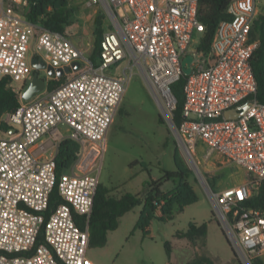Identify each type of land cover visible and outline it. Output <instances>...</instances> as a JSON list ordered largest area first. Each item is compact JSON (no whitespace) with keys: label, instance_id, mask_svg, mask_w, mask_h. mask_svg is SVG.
<instances>
[{"label":"built area","instance_id":"obj_1","mask_svg":"<svg viewBox=\"0 0 264 264\" xmlns=\"http://www.w3.org/2000/svg\"><path fill=\"white\" fill-rule=\"evenodd\" d=\"M95 3L111 25L100 40L97 67L67 33L26 20L27 0H0V80L10 78L19 93V105L0 117V125H7V130L0 126V264H95L86 249L99 183L96 161L129 78L127 68L119 76L105 70L128 57L143 70L153 98L172 112L171 85L188 53L194 60L182 90L184 120L175 133L187 155L202 143L208 154H221L245 169V181L205 190L239 263L264 264V207L248 203L259 194L264 198V103L254 97L251 58L258 43L249 37L258 0L228 3V18L220 22L208 52L200 48L201 41L190 49L194 32L205 30L199 0L87 1L88 6ZM32 57L54 69H71L75 61L80 67L26 101L22 93L35 71ZM232 108L240 112L226 118ZM60 125L68 126L69 135ZM66 137L76 140L80 151L70 171L57 177V147ZM54 187L59 202L49 210ZM40 230L43 241L36 246Z\"/></svg>","mask_w":264,"mask_h":264},{"label":"rangeland","instance_id":"obj_2","mask_svg":"<svg viewBox=\"0 0 264 264\" xmlns=\"http://www.w3.org/2000/svg\"><path fill=\"white\" fill-rule=\"evenodd\" d=\"M87 1L68 0L73 22L76 24L84 21L86 29L79 36V40L75 33L67 31V34L72 42L87 50L88 58L97 67L100 63L99 57H90L94 27V21H91L99 12L104 11L100 3L88 6ZM83 17L87 19L84 20ZM201 38V33L194 32L190 49L198 47ZM35 51V44L31 42L29 55H33ZM193 60L191 53L181 58L185 74L191 73ZM124 69L129 78L96 161L99 182L110 188L112 195L119 196L129 192L142 197L147 192V182L151 178L161 179L164 170H177L176 157L184 168L190 170L188 182L197 194V201L187 205L182 211L174 212L171 219H153L146 234L135 228L142 207L136 205L120 218L118 228L108 233L105 245L88 246L86 256L95 264H168L164 241L171 240L174 242L173 253L178 264H185L182 261L198 259L201 256L209 258L213 264H240L221 224L214 216L212 201L205 188L210 187L211 180L215 181L217 188L241 183L248 178L247 172L221 154H208L207 146L202 143L197 144L192 156L187 155L171 124L172 112L163 109L153 98L141 67L126 57L111 65L105 72L119 76L123 75ZM38 75L45 79L47 85L50 79H47L46 71L38 70ZM68 77L69 73L60 78L65 81ZM44 90L48 89L45 87ZM59 128L63 134L69 135L67 125H60ZM43 140L41 138L34 148ZM178 183L179 178L175 177L163 181L160 189L163 192L170 191ZM191 222L198 225L206 223L205 236L195 240L192 245L186 239L175 240L176 231L187 230Z\"/></svg>","mask_w":264,"mask_h":264},{"label":"trees","instance_id":"obj_3","mask_svg":"<svg viewBox=\"0 0 264 264\" xmlns=\"http://www.w3.org/2000/svg\"><path fill=\"white\" fill-rule=\"evenodd\" d=\"M28 6L24 13L26 20L40 24L44 28L59 32L67 33L66 29L75 22L72 20V10L68 8V0H27ZM231 0H199L198 17L204 24L205 30L202 33L200 48L203 51H210L221 21L228 18L226 7ZM111 29L104 12H99L94 18V27L92 31L93 46L90 50V57H99L100 40L106 30ZM250 41L257 42L258 46L254 50L251 65L257 83V91L254 97L261 103H264V0H258V12L254 17L250 28ZM36 71H34L35 73ZM187 74L181 73L179 79L171 85V91L176 98V107L172 110V123L179 128L184 120L182 115L183 105V85ZM62 78L50 80L46 88L53 89L62 83ZM19 105L18 86L10 79L3 78L0 80V117L3 114L12 112ZM7 130L5 123L0 125ZM199 144V143H197ZM80 151L79 143L71 138H64L57 147L55 156L56 175L59 177L62 173L69 172L73 163L78 157ZM177 170L166 171L161 179H150L147 182V192L144 196L133 193H122L119 196L112 195L110 188L98 183L94 196L92 211L88 220L87 228L89 232V243L91 247H101L107 241V235L110 231L118 228L120 218L136 205H141L140 214L135 228L140 229L144 234L148 232L153 219L158 218L163 221L171 219L173 213L182 211L184 207L197 201V194L191 184L188 182L190 170L184 168L175 157ZM145 167L146 165L142 163ZM179 178L178 185L170 191L163 192L160 187L163 181ZM209 186L213 190L216 187L215 181H210ZM59 202L57 189L54 187L50 196V207L53 208ZM248 203L252 206L264 207V198L259 194L252 197ZM48 210V212H49ZM158 211L160 214L158 215ZM78 225L85 229L86 224L82 219H77ZM207 224L189 223L187 230H177L174 234L175 240L186 239L189 245L195 240L203 238L206 234ZM43 241L42 230H40L35 245ZM173 241L165 240L164 248L167 255L168 264L176 263L173 253ZM185 264H213L207 257H200L194 260L182 261ZM257 264H263L258 261Z\"/></svg>","mask_w":264,"mask_h":264},{"label":"water","instance_id":"obj_4","mask_svg":"<svg viewBox=\"0 0 264 264\" xmlns=\"http://www.w3.org/2000/svg\"><path fill=\"white\" fill-rule=\"evenodd\" d=\"M31 65L33 66L36 72L33 74L31 81L29 82L28 86L25 88V90L22 93V97L25 100L32 98L35 94L41 92L46 87V81L45 79L39 77L38 70H45L49 76L56 74L60 78L64 75V72H69L70 70H78V68L80 67V62L79 61L73 62L71 69L68 67H65L64 69L62 68L54 69L51 65L46 64L43 60L39 59L38 57H32ZM245 108L246 107H243L241 111L244 110ZM239 112L240 111L238 108H232V109L227 110L224 113V115L226 118H232ZM171 124L175 129V126L173 125L172 121H171ZM12 131L13 130L11 129L10 132Z\"/></svg>","mask_w":264,"mask_h":264},{"label":"crops","instance_id":"obj_5","mask_svg":"<svg viewBox=\"0 0 264 264\" xmlns=\"http://www.w3.org/2000/svg\"><path fill=\"white\" fill-rule=\"evenodd\" d=\"M86 17V16H85ZM83 17L84 20H86L87 18ZM94 21V17L92 18L91 23H93ZM86 27H85V23L84 21H80L79 23H74L73 25L69 26L66 31H71L73 33H75V35L77 36L78 40H79V36L83 34V32L85 31ZM160 213H158L159 215ZM150 226L148 227V231H149Z\"/></svg>","mask_w":264,"mask_h":264},{"label":"bare ground","instance_id":"obj_6","mask_svg":"<svg viewBox=\"0 0 264 264\" xmlns=\"http://www.w3.org/2000/svg\"><path fill=\"white\" fill-rule=\"evenodd\" d=\"M192 164H193V166H194L195 170H196V171H198V169H197V167L195 166V164H194V162H193V161H192Z\"/></svg>","mask_w":264,"mask_h":264}]
</instances>
